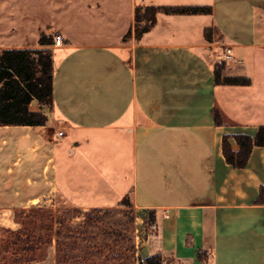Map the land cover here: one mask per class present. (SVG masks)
<instances>
[{
  "label": "crops",
  "instance_id": "1",
  "mask_svg": "<svg viewBox=\"0 0 264 264\" xmlns=\"http://www.w3.org/2000/svg\"><path fill=\"white\" fill-rule=\"evenodd\" d=\"M146 6L211 12L158 13L123 43ZM54 34L63 45L53 48L46 124L0 126V209L43 199L52 210H103L129 197L155 212L144 257L264 264V147L243 169L221 151L224 135L254 137L264 125V0H0V50L34 49ZM217 64L250 84H215Z\"/></svg>",
  "mask_w": 264,
  "mask_h": 264
},
{
  "label": "rangeland",
  "instance_id": "2",
  "mask_svg": "<svg viewBox=\"0 0 264 264\" xmlns=\"http://www.w3.org/2000/svg\"><path fill=\"white\" fill-rule=\"evenodd\" d=\"M126 198L103 210H52L43 199L15 210L0 209V264H141L155 222L149 211L136 210ZM163 262L181 264L171 258Z\"/></svg>",
  "mask_w": 264,
  "mask_h": 264
},
{
  "label": "trees",
  "instance_id": "3",
  "mask_svg": "<svg viewBox=\"0 0 264 264\" xmlns=\"http://www.w3.org/2000/svg\"><path fill=\"white\" fill-rule=\"evenodd\" d=\"M209 6H146L135 8L133 28L122 38L126 43L131 39H139L148 32L156 21V15H207ZM210 40V30L204 31ZM52 36H41L34 49L0 50V126H42L47 122L46 110L53 105V49ZM222 65L217 64L213 75L215 84L246 86L250 79L239 76H222ZM36 104L38 111L30 106ZM215 125H223L220 112L213 109ZM233 138L238 146L234 152L230 146ZM264 147V125H260L254 137L247 134L224 135L221 140V151L227 164L235 169H243L248 161L252 148ZM127 198L124 199L126 201ZM257 204H264V188L260 189ZM150 221L155 222V212L149 211ZM201 260V254H198ZM141 264H164L160 255L145 257Z\"/></svg>",
  "mask_w": 264,
  "mask_h": 264
},
{
  "label": "built area",
  "instance_id": "4",
  "mask_svg": "<svg viewBox=\"0 0 264 264\" xmlns=\"http://www.w3.org/2000/svg\"><path fill=\"white\" fill-rule=\"evenodd\" d=\"M52 44H53L52 45L53 48L61 47L63 45L62 36L59 34L52 35ZM230 55H231V51L229 49H227V50H225L224 55L222 57H220L218 61H222L223 58L230 57ZM62 134H63L62 131L57 132L58 137H61Z\"/></svg>",
  "mask_w": 264,
  "mask_h": 264
}]
</instances>
